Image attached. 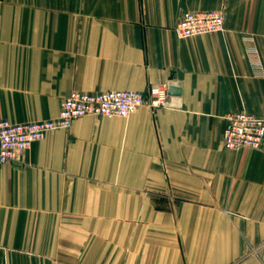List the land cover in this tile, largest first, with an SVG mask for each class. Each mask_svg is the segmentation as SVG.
Returning <instances> with one entry per match:
<instances>
[{
  "label": "crops",
  "instance_id": "crops-1",
  "mask_svg": "<svg viewBox=\"0 0 264 264\" xmlns=\"http://www.w3.org/2000/svg\"><path fill=\"white\" fill-rule=\"evenodd\" d=\"M225 30L180 39L186 11ZM168 104L86 115L0 166V264H264V151L226 115L264 118V0H0V118H58L71 92Z\"/></svg>",
  "mask_w": 264,
  "mask_h": 264
},
{
  "label": "built area",
  "instance_id": "built-area-1",
  "mask_svg": "<svg viewBox=\"0 0 264 264\" xmlns=\"http://www.w3.org/2000/svg\"><path fill=\"white\" fill-rule=\"evenodd\" d=\"M225 13L222 10L184 11L174 27L178 38L223 32ZM170 85L153 84L146 91L108 90L82 92L75 90L61 105L58 118L35 122H12L0 118V166L20 161L22 154L49 131L69 128L73 120L86 115L127 117L141 106L159 107L168 104ZM223 132L228 149L250 148L264 151V118L245 109L226 115Z\"/></svg>",
  "mask_w": 264,
  "mask_h": 264
},
{
  "label": "water",
  "instance_id": "water-1",
  "mask_svg": "<svg viewBox=\"0 0 264 264\" xmlns=\"http://www.w3.org/2000/svg\"><path fill=\"white\" fill-rule=\"evenodd\" d=\"M178 92V90L176 89V88H174V87H170V91H169V93H177Z\"/></svg>",
  "mask_w": 264,
  "mask_h": 264
}]
</instances>
